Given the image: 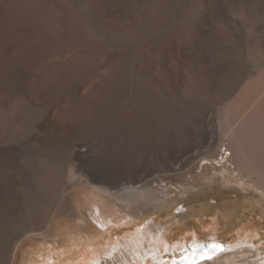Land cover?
<instances>
[{"label": "bare ground", "instance_id": "obj_1", "mask_svg": "<svg viewBox=\"0 0 264 264\" xmlns=\"http://www.w3.org/2000/svg\"><path fill=\"white\" fill-rule=\"evenodd\" d=\"M4 20L1 264H9L16 242L49 228L63 185L75 179L133 205L144 192L134 179L152 184L192 162L223 156L224 147L233 166H222L224 177L264 194V0H9ZM186 116L200 125L196 139L152 155L150 123ZM105 208L96 201L90 219L82 213L81 226L91 231L70 230L60 250L43 258L52 264H264L246 238L215 258L218 247L200 249L201 242L235 240L244 230L245 237L255 235L257 220L236 226L215 213L208 222L201 201L154 225L136 224L131 209L109 215ZM123 211L118 221L110 219ZM188 215L193 232L172 243ZM112 222L135 228L103 244L104 229L116 233ZM208 232L213 235L203 241ZM183 251L186 260L175 263Z\"/></svg>", "mask_w": 264, "mask_h": 264}, {"label": "rangeland", "instance_id": "obj_2", "mask_svg": "<svg viewBox=\"0 0 264 264\" xmlns=\"http://www.w3.org/2000/svg\"><path fill=\"white\" fill-rule=\"evenodd\" d=\"M8 2L9 0H0V28H3L5 25L4 13L7 10ZM4 5L6 8L4 7ZM184 118H186V121L184 120ZM180 120L183 121V124L185 122L187 123L183 125L181 124L182 122ZM192 122L194 124H192ZM161 125L163 124L159 125L157 123H150V125L146 129L150 133L149 142H151L153 145H151V143L149 145L150 147H153L152 155L154 156L158 155L160 147H162L161 149L166 148V146L167 148H171V146L174 147L177 145L190 143L191 141L193 142L200 131V125L197 119L193 116L178 117L169 124H164V128ZM189 129L191 131L197 130L198 133L197 131L191 132ZM155 131L158 132L156 133ZM159 132L161 133V135L159 134ZM163 132H165V134ZM151 133L156 134L157 137L154 134H152V136L154 135L159 140H156L154 136L151 137ZM191 133L193 134L191 135ZM187 134L193 137H189ZM158 135L162 138L160 139ZM178 135H180V138H178L179 140L177 139ZM172 136L176 138L173 139ZM171 138L173 142L175 141V145L172 144L170 140ZM186 138L189 142L187 140V142L184 141ZM191 138L192 140L190 141ZM151 140H154V142ZM155 141L158 145H154ZM154 152H156V154ZM221 152L223 156L220 155L217 158H210L209 160H202L200 162L196 161L194 163L192 162L190 163L191 166L189 164L188 167H186L185 170L181 171L180 173L174 175L163 174L157 182H154L152 184H145L143 182L141 183V180L134 179V187L136 189L140 188V190L142 191L144 190V192H140L141 195L138 193L135 197V202L137 203H134V206L132 204H128L127 201L123 199V197L105 195L104 193L93 188V186H91L85 179L80 178L75 179V181L73 180L72 182L65 183V186L63 185L62 187V197H60L59 204L57 205V208L53 209L54 212L52 211L53 213L51 214V217L49 219V228H42L40 231L31 232L21 240L16 242L8 255L9 264H52L49 260H46V258L43 257H46L50 253H56L60 250L64 242L62 235L68 233L70 230L74 232L83 230H89L88 232L91 231L87 226H81L83 218L82 213H85L86 217L90 219V212L88 211V209H90L96 201H99L102 205L106 206L105 210L108 211L109 215H111L114 210L119 213V211L131 209L132 211L130 210L131 212L129 211V213L137 215L138 219H136V224L139 225H154L158 224L161 221L167 222L173 216L178 215L180 211L183 212L188 209V211L190 212L191 209L201 201L208 208L206 212L204 211V213H202V215H206V220L208 222H211L212 217H214V214L216 213V217H218L221 222L228 221V223L230 222L231 224L239 226V224L243 221L257 220L260 225L257 228V233L253 236L245 237L247 232L244 230L240 238H237L235 240H226L225 243L230 244V249L225 252L215 254L213 258L227 252L236 251L237 248L241 246L240 240L244 238H246L248 244H252L259 249L257 256H263L264 194L251 189L250 186L239 184L237 179L232 180L229 177H224L222 166L227 165V167L230 168H233V166L225 162L226 156L229 155L228 151H225L223 147L221 149ZM185 188L187 190L189 189V191L182 193L181 190L183 191ZM155 193H157L158 195ZM5 195L6 193L4 191L0 193V201L3 200L2 203L0 202V209H3L2 204L5 203ZM160 195H163L162 197H165V200H167V202L164 199V201L155 199ZM145 202L146 204H144ZM138 207H140V209ZM141 207H144V209ZM141 212L142 216L139 217V214ZM118 213L114 217L111 216L110 219L112 221H118L120 216L122 217L123 215H125V211L121 212V215ZM190 217L191 216L189 215L187 217H184L187 224L186 229L181 230L182 232H179L178 235H176V238L172 243L178 242L180 238L182 239L183 236H186L187 234H191V232H193V227L190 226L192 224L193 218ZM112 224V227L114 228L116 233H112V235H110V233H108L109 229H104L105 233L101 239V242L103 244H106L109 240L119 239L124 234L133 232V228H135L134 224L128 226H125L124 224L118 225V222H112ZM176 227H179V225H177ZM212 235L213 233L208 232L207 236L202 238L203 241L210 240ZM189 239L192 238L190 237ZM105 240H107V242H105ZM252 251L254 252V250ZM150 263H152V261L149 260L147 264Z\"/></svg>", "mask_w": 264, "mask_h": 264}, {"label": "water", "instance_id": "obj_3", "mask_svg": "<svg viewBox=\"0 0 264 264\" xmlns=\"http://www.w3.org/2000/svg\"><path fill=\"white\" fill-rule=\"evenodd\" d=\"M200 249H201V248H200ZM200 249H197V250H200ZM183 255H184V256L181 257L180 259H178V260L175 259L174 262L176 263V262H179L180 260H186V259H185V254H183Z\"/></svg>", "mask_w": 264, "mask_h": 264}, {"label": "snow or ice", "instance_id": "obj_4", "mask_svg": "<svg viewBox=\"0 0 264 264\" xmlns=\"http://www.w3.org/2000/svg\"><path fill=\"white\" fill-rule=\"evenodd\" d=\"M213 246H215V245H213Z\"/></svg>", "mask_w": 264, "mask_h": 264}]
</instances>
